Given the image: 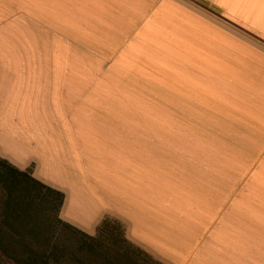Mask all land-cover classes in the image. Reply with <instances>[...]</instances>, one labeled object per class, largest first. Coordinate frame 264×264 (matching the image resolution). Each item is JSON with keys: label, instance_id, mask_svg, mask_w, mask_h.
Returning <instances> with one entry per match:
<instances>
[{"label": "crops", "instance_id": "0c3cea01", "mask_svg": "<svg viewBox=\"0 0 264 264\" xmlns=\"http://www.w3.org/2000/svg\"><path fill=\"white\" fill-rule=\"evenodd\" d=\"M224 4L0 0V136L20 137L22 148L10 154L0 145V158L62 192L64 217L68 201L80 198L84 206L75 210L91 219L70 126L85 119L79 103L93 96L89 88L112 77L192 95L201 102V144L179 159L158 157L167 146L142 145L144 119L158 134L153 118L117 110L106 117L96 101L95 114L103 113L96 119L133 126L128 138L102 128L109 151L135 152L149 168L127 202L125 190L116 205L100 201L114 209L125 238L160 264H264V0ZM93 72L102 76L96 84ZM91 223L78 222L79 229L93 234Z\"/></svg>", "mask_w": 264, "mask_h": 264}, {"label": "rangeland", "instance_id": "374dc122", "mask_svg": "<svg viewBox=\"0 0 264 264\" xmlns=\"http://www.w3.org/2000/svg\"><path fill=\"white\" fill-rule=\"evenodd\" d=\"M89 75H91L95 84L98 82L97 80H102L100 72H93ZM99 84L102 86H97L93 89L89 88L91 93H93V96L88 97V103H79L83 106L82 111L86 113L85 119H81L77 116L72 118L70 123L72 132L75 130L77 131V141L79 144L78 155L81 159L79 167L80 178L83 179L82 182L85 185V192L82 191L79 192V194L85 197L84 199L88 203L86 207L94 211L89 217L91 219L84 220L79 213L81 206H84V201H81L78 197L79 199H76V201L74 199L68 201L65 209H68L71 206L72 211L70 212L69 218L64 217L62 207L65 202V196L60 192L64 196V201L57 214L64 223L91 237L97 235V231L103 221H106V223L108 222L107 226L103 228L104 238H102V241L104 244L102 245L115 247L118 244V241H114L115 235L122 230V226L119 223L120 221L118 222L117 216L113 214L114 209H112L107 216L98 218V208L103 205L100 200L101 198L103 200L109 199L116 205L117 202L120 203L117 198L118 190H120L121 194L125 190V200L127 202V197L130 196L129 193L132 194L134 191L140 192L139 189L144 188L145 182L143 181V178H139V175L140 172L143 174L144 171L149 170V168L147 167V161H144L146 158L143 159V163L138 161L135 158V152L109 151L108 146H106V139L103 137L102 141L99 132L104 128H106V130L107 128H110L111 133L117 136L124 135L128 138V132L131 131L133 126L129 125L128 120L118 121L119 126L117 128L115 125L112 126V122L107 119L101 121L100 119H96L95 117H98V115L103 116V113L95 114L97 113L96 109L99 105V102L96 101L102 99V105L106 110V113H104L106 117L109 111L112 112V110H117L119 113L129 115L141 114L143 117L153 118L156 121L153 130H158V134L153 132L151 136V132L148 133L151 128L149 125L146 126L149 121L144 119L145 124L142 128L145 130V133L140 138L142 140L141 143L142 145H147L146 149H149L153 143L157 144L158 148L167 146L168 149H170L169 151L157 152L159 158H165L166 155H170L167 159L182 158L187 154L185 149L194 150L198 144H201V102L192 95L191 97H180L174 93L171 95L167 89L163 87H141L133 84H126L124 82L121 84L118 83V81H115L112 77L110 82L104 83L101 81ZM94 95L97 98H95ZM164 96H167V98ZM116 105H118V109L113 108ZM112 121L114 124V120ZM163 131H165L166 134L162 137L160 133ZM117 133H120V135ZM44 138V135L40 136L41 141H44ZM15 139L19 140L20 137L0 136V145L5 149L4 151H8L10 154H16L22 149L18 145L19 141H15ZM146 152L147 151L144 150L142 156L143 154H146ZM50 153L51 157L55 158L54 154L52 152ZM119 158L124 161L118 169L116 161ZM6 162L9 163L8 161ZM9 164L12 165L11 163ZM122 165L124 166L123 169ZM117 171H121L122 174L125 173V176L121 175L120 183L117 179ZM22 172H26L32 177L31 168L22 170ZM52 172L56 173L57 170L54 168L52 169ZM88 189H93L94 192H92V196L86 194V190ZM31 191L38 204V206L34 208V211L36 212L35 215H37V223L35 226L38 227V229L43 230L45 235L49 237L51 230L55 231L56 251L63 252L64 258L68 260L69 264H80L77 261L82 259V257L78 255V247L83 246V239L78 233L70 231L58 223H54L52 215L56 210V202L51 195L47 192H44L45 195L44 193H39L38 188L33 185ZM75 209H78L79 211H76ZM84 221H87L88 223L94 222L95 233L88 234L79 229L80 226L78 225V222L81 223ZM50 242H52V240ZM35 247L40 249V245ZM141 252L145 257L138 255L137 258L139 257V261L145 259L147 264H160L143 250H141ZM131 263L130 258L121 257V259L114 261L113 264ZM0 264L15 263H13L10 258H6L0 253Z\"/></svg>", "mask_w": 264, "mask_h": 264}, {"label": "trees", "instance_id": "16d2710c", "mask_svg": "<svg viewBox=\"0 0 264 264\" xmlns=\"http://www.w3.org/2000/svg\"><path fill=\"white\" fill-rule=\"evenodd\" d=\"M32 185L38 188L39 193L47 192L55 200L56 210L52 215L54 223L78 233L83 239V246L78 247V255L82 257L78 263L113 264L121 257H128L131 264H147L145 259L139 261L138 255L145 256L125 238L123 229L115 235L117 246L109 247L102 245L103 228L108 222L103 221L97 235L93 237L64 223L57 214L64 201L63 194L0 158V253L4 257L10 258L15 264H69L63 252L56 251L55 231H49V237L35 226L37 215L34 208L38 204L31 191ZM38 245L40 249L35 247Z\"/></svg>", "mask_w": 264, "mask_h": 264}, {"label": "snow or ice", "instance_id": "6c2138e0", "mask_svg": "<svg viewBox=\"0 0 264 264\" xmlns=\"http://www.w3.org/2000/svg\"><path fill=\"white\" fill-rule=\"evenodd\" d=\"M217 6L224 7L225 6L224 0H218ZM110 211H111V209H109L103 205L99 206V208H98L99 217L98 218H103V217L107 216Z\"/></svg>", "mask_w": 264, "mask_h": 264}]
</instances>
